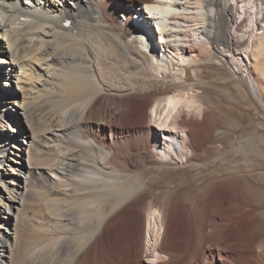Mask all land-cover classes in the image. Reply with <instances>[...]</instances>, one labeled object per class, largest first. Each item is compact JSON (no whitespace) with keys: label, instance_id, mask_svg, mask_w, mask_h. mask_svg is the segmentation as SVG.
Returning <instances> with one entry per match:
<instances>
[{"label":"bare ground","instance_id":"1","mask_svg":"<svg viewBox=\"0 0 264 264\" xmlns=\"http://www.w3.org/2000/svg\"><path fill=\"white\" fill-rule=\"evenodd\" d=\"M263 2L0 0V264H264L256 142L206 156L223 120L191 90L245 15L242 49L264 73ZM231 61L248 82L249 63ZM42 97L45 129L31 111ZM152 121L178 131L164 147Z\"/></svg>","mask_w":264,"mask_h":264},{"label":"rangeland","instance_id":"2","mask_svg":"<svg viewBox=\"0 0 264 264\" xmlns=\"http://www.w3.org/2000/svg\"><path fill=\"white\" fill-rule=\"evenodd\" d=\"M236 2L237 1H235L233 3H236ZM242 3L243 2H241V3L239 2V4L237 5V8L239 9V11L241 13H242V10L240 9L239 6ZM136 6H137V4H136ZM261 6L263 8V10H262L263 13L261 15L260 20L258 21L259 26H257V30H255L257 32H261V26L264 24V2L261 4ZM241 16H242V14H241ZM134 19L137 20V17H134ZM246 23H247V21H246V15H245V16H242L241 20L239 19L238 27H236L234 25L236 27V29L234 30L233 34H234V37H236V39L239 38V40L237 39V41L240 44L237 43V45L232 46V48L228 47V49L225 52H223L224 58L221 55H219L220 53L218 52V51L222 52V48H219V46L216 43L215 44L212 42L210 43V49L213 52V54H212V56H210L211 57L210 60L204 59L200 62L201 63V64H199L200 71L198 73V75L200 74L199 79H198V82H200V84L197 82V85L191 90L197 92L198 95L201 96L200 98H201L202 102H204L207 106L209 105L211 108L214 107L213 111L215 113V116L217 115V117L220 118V120H223V123H224V125L222 123L220 125V127L217 129V131L214 133L217 138H219V136H221V138L218 139V141H219L218 144H217V142H215L217 145L215 143H211L212 144V147L210 144L211 150H209V152L206 153L205 155L208 157L211 156V158H215V157L220 158L221 156H225V155L226 156L229 155L230 157H232L235 153V148L239 145V141H243L244 139H245L244 141H246V140L251 141L252 138H254L255 141H253V142L254 143L256 142L254 144V149L255 148L256 149L255 150L253 149V153L250 154V157L255 158L256 160L259 161L260 166H259L258 170L260 172H264V117H262L263 114H262L260 108L258 107L257 103L255 102L256 98H255V95L253 93V85L251 83L252 76H254V78H257L263 84V90L262 91L264 92V76H263L264 73H262V71L260 69V68H262V65H261L262 60H259V64L261 66L260 65L256 66V64L258 62L255 61V59H253V54H251L253 52H256V47H255V49L253 47H251L248 50V55L243 50L246 46L245 43H247L250 40V37H251L250 34L252 33V31H248V29L245 27ZM258 35H259V33H258ZM167 39H169V38H163L164 44H167ZM159 40H160V37H159ZM255 44L256 43H254V46H255ZM186 48L189 50L190 46H186ZM164 49H165V47H163V50ZM195 50L196 51H191L190 54L194 55V56L197 55V57L200 58L201 57L200 56L201 51L198 48H196ZM214 52H215V54H214ZM257 53H258V50H257ZM257 53H256V55H257ZM232 57H238L240 59H243L245 61V63H247V64L249 63L248 65H249L250 69L252 68L251 69L252 75L250 73L247 74V72L243 73V75L245 74L244 75L245 78H246V74H247V79H248L247 80L248 82H246L247 84L243 83L241 81L242 77H240V76H242V73H241V71H238V69H236L234 67V65L231 61ZM220 58H222L224 61L227 62V64L225 63L227 66L224 64H223L224 65L223 66L222 64L217 62ZM253 63H255V64H253ZM259 71H261V72H259ZM5 80L6 79L1 78L0 83L3 84V81H5ZM240 83H242V84L239 87ZM262 94L264 96V93H262ZM244 95H245V97H243ZM44 102H45V99H44V97H42L41 100L34 101L32 104V108H31L32 114H33L34 119H35V123H38V126L40 125V129H41V127H43V129L47 128L51 124V120H52L51 108L47 104H45ZM221 105H222V107H221ZM228 112H229V114H228ZM228 116H231V117L228 118ZM230 118H231V122H230ZM225 122L227 123V125L225 124ZM157 123L158 122L152 121V125L156 129V136H157L156 139H157L159 145L164 147L163 146V145H165L164 141H166V139L167 140L170 139L178 131L174 128H171V126L170 127H163V126H159V124H157ZM241 132H243V133H241ZM229 135H230V137H229ZM248 136H250L251 140L249 139ZM254 136L256 138L258 137V139H255ZM259 136H261V137H259ZM42 138L44 140V136H42ZM258 142H259V144H258ZM213 144H215V145H213ZM225 144H227V145H225ZM231 146L233 147V149L231 148ZM257 146H259L258 147L259 149H257ZM222 149H223V151H222ZM227 149L228 150L230 149V150L228 151ZM216 153L218 154V156ZM45 158L47 159V156ZM175 175L174 174H168V175H166L165 179L169 181L172 179L171 177H173V178H175V180L176 179L179 180L181 175H179L178 173ZM34 179H36L38 184L33 182V186L34 187L36 186L35 188H38V190L41 191V189H40L41 184L39 181L40 179L38 178L37 175L34 177ZM172 180H174V179H172ZM34 191H37V190L35 189ZM33 193L34 192H31V193L28 192L27 195L29 196L30 199H31V196ZM263 194H264V192H263ZM261 201H262V203H264V198H262ZM8 254H10V251L8 252ZM145 260L148 264H153V262L154 261L156 262V260H158V259H156V257H154V256H147V257H145Z\"/></svg>","mask_w":264,"mask_h":264}]
</instances>
